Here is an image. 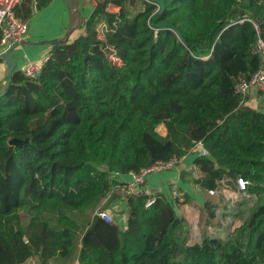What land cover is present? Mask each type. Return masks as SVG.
Here are the masks:
<instances>
[{"label": "trees", "instance_id": "16d2710c", "mask_svg": "<svg viewBox=\"0 0 264 264\" xmlns=\"http://www.w3.org/2000/svg\"><path fill=\"white\" fill-rule=\"evenodd\" d=\"M252 21L263 37L264 0H103L39 75L13 70L0 92V264H264V112L235 92L259 65ZM198 142L212 157L193 160L199 188L241 176L257 196L230 238L189 243L160 193L128 198L126 228L94 214L111 176Z\"/></svg>", "mask_w": 264, "mask_h": 264}, {"label": "crops", "instance_id": "0c3cea01", "mask_svg": "<svg viewBox=\"0 0 264 264\" xmlns=\"http://www.w3.org/2000/svg\"><path fill=\"white\" fill-rule=\"evenodd\" d=\"M35 1L36 0H25L17 8L19 10H24L28 7L32 8ZM95 4L94 0H50L46 5L37 6V8L32 9L31 14L26 18L28 20V29L24 39L11 51L10 57L14 62V70H23L30 62L42 61L43 58L49 54L52 43L59 39H63L65 35L66 37L68 36V40H72L78 35L82 20L90 15ZM6 78V64L4 60H0V91L3 90ZM243 104L264 112V92L248 90L244 96ZM199 152V147L193 148L192 152L180 159L176 170H167L161 173L147 175L141 187L148 189L152 195L156 193L163 194L166 190L167 181L176 177L180 187L186 193L185 204L178 206V213H183L184 209L186 210V215L190 214V209V211L194 213H198L201 209L204 213L205 203H211L213 200L207 196L204 191L205 189H199L193 182V179L198 176V173L193 164L194 159L191 163L188 162L190 158L188 155L198 154ZM185 159H187V161H185ZM129 180V173L115 177L116 184L112 189V194L114 196L109 208L113 210L112 215L114 216V222H117L121 228H126L129 201L125 198L123 193V184ZM241 202L242 201L238 202L235 211L229 214L228 219L237 212V207ZM207 219L209 221L207 222L205 220L206 223H210V221L212 222L214 220L218 225V229L230 224L227 219H225L224 226H222L220 222H217L218 219L216 216L213 218L207 216ZM205 228L208 229V225Z\"/></svg>", "mask_w": 264, "mask_h": 264}, {"label": "built area", "instance_id": "2783aa9c", "mask_svg": "<svg viewBox=\"0 0 264 264\" xmlns=\"http://www.w3.org/2000/svg\"><path fill=\"white\" fill-rule=\"evenodd\" d=\"M24 1L25 0H0V60H3L2 57L4 52L11 45L19 44L24 39L27 32L28 20L17 13V7ZM94 1L97 3L103 0ZM252 24L257 34L253 49L259 56V65L248 79H241L235 86V92L239 93L241 96H245L248 90L264 92V38L261 36L262 23L260 21H252ZM47 59L48 55H46L42 61L30 62L23 69L24 75L29 78H35L39 75L43 63ZM196 147L200 148L202 155L207 154V151L202 147L200 142L196 143L194 148ZM179 161L180 159H177L176 157H172L166 161L158 160L141 169L139 172H130V180L123 184L124 195L128 198L145 195L147 196L145 206H149L154 201V197H152V194L148 189L141 187V185L144 184L147 175L161 173L167 170H176ZM117 176L119 175L111 176V178L114 179ZM248 184L249 183L245 178L238 176L235 179H221L214 189L204 190L207 196L213 200L211 203L215 204L214 214L218 219L217 222H220L222 226H224V220L228 219L229 213L235 211L238 202L247 198L249 199L252 196L256 197V195L247 191ZM163 194L167 200L177 208L179 205L185 204L186 193L180 187L176 177L167 181L166 190ZM109 212L108 208L97 209L94 214L106 222H113V215ZM227 213L228 215H226ZM208 228L210 229L211 226L208 225ZM215 228L217 227L215 226Z\"/></svg>", "mask_w": 264, "mask_h": 264}, {"label": "rangeland", "instance_id": "374dc122", "mask_svg": "<svg viewBox=\"0 0 264 264\" xmlns=\"http://www.w3.org/2000/svg\"><path fill=\"white\" fill-rule=\"evenodd\" d=\"M138 6L141 8L140 5H138ZM134 8H135V6L132 8V11H135ZM79 32H81V29ZM3 89H4V87H3ZM0 92H3V90ZM161 129L162 128H160V130ZM197 155H198L197 153L193 154V155H191V154L188 155L190 157L188 162L191 163L192 160L194 159V157ZM185 161H187V159H185ZM125 198L128 199V197H126V196H125ZM107 199L108 198H106V200H104V203L101 204L97 209L103 208V206L105 205L106 208L109 209V211H110L109 213L111 214L113 211L109 208L111 206V202H108ZM257 200H258L257 196L256 197L252 196L249 199L247 198L245 200H242L243 201L242 206H240V204H239V206L237 207V212L232 216V218L229 217V219H227V221H229L230 224L227 226L221 227L220 229H218V227H217L218 225L215 223L214 220L212 222L210 221V223L205 222V220H207V218L205 216V212L203 213L201 209L198 211V213L191 212L190 211L191 209H190L189 215L185 214L186 210L184 209V212L180 213L179 215H180V217L183 218V220L186 224V227L188 228V242L189 243L200 242L203 237H205V236L210 237L213 234H215V236H218V237L225 239V240L230 238L232 232L236 228L240 227V225H242L243 221L248 217L250 210L255 206ZM232 212H234V211H232ZM113 218H114V216H113ZM207 225H210L211 228L210 229L205 228ZM215 226L217 228H215ZM32 259H33L32 264H39V261L36 260L37 259L36 257H32ZM70 264H78V263H77V260L73 259Z\"/></svg>", "mask_w": 264, "mask_h": 264}, {"label": "water", "instance_id": "95a60500", "mask_svg": "<svg viewBox=\"0 0 264 264\" xmlns=\"http://www.w3.org/2000/svg\"><path fill=\"white\" fill-rule=\"evenodd\" d=\"M159 3L160 7L158 8V10L155 12H161L163 10L164 4L161 1H156ZM154 13V14H155ZM150 23V21H149ZM66 37V35L64 36V38ZM68 37V36H67ZM65 38L64 41H67L68 38ZM16 45L18 44H13L11 45L3 54L2 59L4 60L5 64H6V68H7V78L10 76V74L12 73V71L14 70V62L11 60V51L16 47ZM198 155H202L201 152L198 153ZM207 158L211 159V155L207 154Z\"/></svg>", "mask_w": 264, "mask_h": 264}]
</instances>
